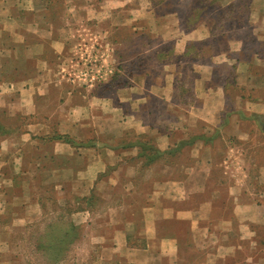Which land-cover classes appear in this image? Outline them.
Instances as JSON below:
<instances>
[{
	"label": "crops",
	"instance_id": "1",
	"mask_svg": "<svg viewBox=\"0 0 264 264\" xmlns=\"http://www.w3.org/2000/svg\"><path fill=\"white\" fill-rule=\"evenodd\" d=\"M237 6L243 14L231 24L235 32L214 35L229 47L213 52L211 62L193 61L189 68L194 76L183 86H189L192 101L186 103L176 97V77L185 74L179 62H167L159 74L141 66L128 72L129 83L110 87L112 93L87 89L79 96L55 77L58 70L45 58L69 52L79 24L101 26L108 42L121 47L116 30L125 27L135 35L151 25L160 31V43L170 40L182 54L208 38L206 23L183 28L185 15L181 19L173 6L162 12V5L148 0H0V67L19 68L7 59L40 62L33 65L35 73L24 70L26 76L0 80V105L32 114L37 98L56 88L59 106H67L62 135L74 140L58 144L74 162L85 163L74 170L92 177L90 185L120 155L122 200L108 210L106 242L98 241L103 239L101 254L111 264H264V254L256 253L264 250V239L256 237L264 235V0ZM158 102L182 110L184 117L170 121L172 132L160 130L157 111L151 110ZM88 128L91 136L84 132ZM186 135L194 139L181 146L182 176H174V162L166 163L161 168L166 176L149 177V192L141 194L135 177L145 167L137 157L140 141L149 138L165 151ZM55 169L73 167L61 162ZM113 176L101 184L117 185ZM36 203L32 200V206ZM240 249L244 255L238 263Z\"/></svg>",
	"mask_w": 264,
	"mask_h": 264
},
{
	"label": "rangeland",
	"instance_id": "2",
	"mask_svg": "<svg viewBox=\"0 0 264 264\" xmlns=\"http://www.w3.org/2000/svg\"><path fill=\"white\" fill-rule=\"evenodd\" d=\"M145 1L130 0V3ZM148 1L151 6L162 5V12L175 7L181 19L184 15L187 17V26L183 28H196L198 23H206L208 38L195 41L183 52L191 55L190 58L183 60L184 54L175 51L180 48L174 49L172 41L160 43V31H153L151 25L148 29L145 26V31L140 29L135 35L125 27L116 30L114 36L122 37L121 47L113 40L108 42L101 26L79 24L73 30L71 50L56 57L48 55L45 58L53 70H58L55 77L60 78L65 87L71 89L73 86L76 95L78 92L85 95L87 89H91L88 90L89 94H106L112 93L107 92L112 91L110 87L129 83L128 72L141 66L159 74L164 71L167 62H179V69L185 74L180 73L176 77V97L182 102H191L192 91L189 86H183V83L189 84L194 76L189 68L193 67V61L198 64L209 63L213 52L229 47L227 41H223L225 38L214 35L222 30L224 36L235 32L231 24L243 14V10H236L237 5H243L248 0ZM125 14L127 15L126 12ZM202 32L207 33L206 29ZM8 61H13L19 68L14 66L16 72L12 66L9 69V66L4 64L0 67V80L26 76L24 70L35 73L34 63L40 64L38 60L31 58L7 59L5 63ZM97 70L105 74L102 77L96 76ZM92 74L94 77L90 79ZM53 89L52 87V91L46 96L37 98V111L32 114H26L22 109L12 110L0 105V262L111 264L112 261L105 260L101 254L103 239L101 243L98 241L103 237L106 242L109 236V230L106 231L108 210L122 200V160L119 159L120 155L116 160H112L111 165H107L103 172L98 173V177L96 175L93 185L89 184L92 177L85 175L86 173L81 172L83 176L76 173L74 168L82 167L85 163L78 164L70 154L61 151L62 147L58 143L66 137L62 135V130L67 122L64 117L67 115V106H59L58 96L57 99L54 96L56 88ZM76 101L79 102V99ZM158 104L160 105L152 107L151 110L157 111L160 130L172 132L169 128L172 125L170 121L176 117H184L182 110L173 112L161 102ZM176 124H182L180 119ZM29 127L32 130H29ZM44 130H47L48 134H42ZM84 132L92 135L91 128L85 129ZM104 137L103 140L107 141ZM61 162L63 165L72 166L73 169H55ZM172 162L175 164L174 176H182L180 153H174L167 158L156 156L153 162L146 164L136 173L141 194L149 192L148 178L154 176L163 179L166 175L162 174L161 168L164 164ZM116 174L117 185L108 186L102 181V186L100 180L107 182L109 177L114 178L113 175ZM32 200H35L37 205L32 206ZM88 200L94 201L90 207ZM22 216H25L24 221L18 219ZM70 223L76 225L77 229L71 228ZM256 237L260 238L262 243L264 235L257 232ZM60 239H65L64 243H60ZM40 243L43 248L38 250L36 244ZM240 244L244 247L243 240ZM237 252L238 263H241L244 253L241 249ZM256 253L264 254V250L259 249Z\"/></svg>",
	"mask_w": 264,
	"mask_h": 264
},
{
	"label": "trees",
	"instance_id": "3",
	"mask_svg": "<svg viewBox=\"0 0 264 264\" xmlns=\"http://www.w3.org/2000/svg\"><path fill=\"white\" fill-rule=\"evenodd\" d=\"M191 45L192 44H190V46ZM190 46H188V47H190ZM192 139H194V137H191V136H188V137H186L184 139H180V140H178L177 142L174 143V146L172 148H170L168 150H165V151H162V150H159L158 148H156L154 146V144L151 141V139L147 138L144 141H140V143H139L140 151H139L137 157L140 158L139 160H141V162H142L143 165L144 164L146 165V164H149V163L153 162L155 160L156 156L162 157V158L163 157L167 158V157H170L174 153L179 154L181 152V146L185 142L186 143H189L190 141H192ZM64 141L69 142L71 144L74 142V140L70 139V137H64ZM88 202H90L89 203V207L94 204V201H92V200H88ZM69 225H70L71 228L77 229V226L76 225H74L72 223H70ZM65 239H60L59 242L60 243H64L63 241H65ZM41 244L42 243L36 244V248L38 250L41 249V248H43Z\"/></svg>",
	"mask_w": 264,
	"mask_h": 264
},
{
	"label": "built area",
	"instance_id": "4",
	"mask_svg": "<svg viewBox=\"0 0 264 264\" xmlns=\"http://www.w3.org/2000/svg\"><path fill=\"white\" fill-rule=\"evenodd\" d=\"M110 71V70H109ZM97 72L98 73H96V76H99V77H102L103 76V74H105V72H100V71H98L97 70ZM87 73V72H86ZM94 77V75L92 74L91 76H90V79H92Z\"/></svg>",
	"mask_w": 264,
	"mask_h": 264
}]
</instances>
